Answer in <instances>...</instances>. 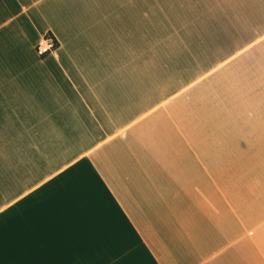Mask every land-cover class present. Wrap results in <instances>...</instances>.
Wrapping results in <instances>:
<instances>
[{"label":"crops","instance_id":"crops-1","mask_svg":"<svg viewBox=\"0 0 264 264\" xmlns=\"http://www.w3.org/2000/svg\"><path fill=\"white\" fill-rule=\"evenodd\" d=\"M0 264H264V0H0Z\"/></svg>","mask_w":264,"mask_h":264},{"label":"built area","instance_id":"built-area-1","mask_svg":"<svg viewBox=\"0 0 264 264\" xmlns=\"http://www.w3.org/2000/svg\"><path fill=\"white\" fill-rule=\"evenodd\" d=\"M56 47H57V42L52 37V35L47 33L41 39V41L36 44L35 51L38 55L44 56V55H47V54L51 53L52 51H54L56 49Z\"/></svg>","mask_w":264,"mask_h":264}]
</instances>
